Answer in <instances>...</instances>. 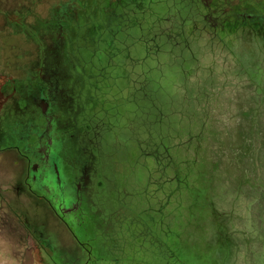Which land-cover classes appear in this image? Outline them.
Wrapping results in <instances>:
<instances>
[{"label": "rangeland", "instance_id": "374dc122", "mask_svg": "<svg viewBox=\"0 0 264 264\" xmlns=\"http://www.w3.org/2000/svg\"><path fill=\"white\" fill-rule=\"evenodd\" d=\"M60 1L0 0V264H264V0Z\"/></svg>", "mask_w": 264, "mask_h": 264}, {"label": "flooded vegetation", "instance_id": "af4514ba", "mask_svg": "<svg viewBox=\"0 0 264 264\" xmlns=\"http://www.w3.org/2000/svg\"><path fill=\"white\" fill-rule=\"evenodd\" d=\"M93 0H61L58 6V16L57 19L62 21L63 24H58L57 29L60 32L59 40L61 45H64V35L69 34L67 24L69 21L78 20L79 13L87 12L85 6H93ZM96 2V0L94 1ZM84 6V7H83ZM97 8V5H94Z\"/></svg>", "mask_w": 264, "mask_h": 264}]
</instances>
